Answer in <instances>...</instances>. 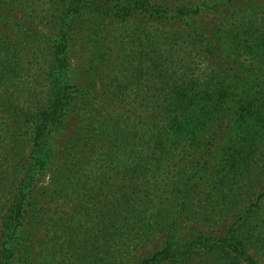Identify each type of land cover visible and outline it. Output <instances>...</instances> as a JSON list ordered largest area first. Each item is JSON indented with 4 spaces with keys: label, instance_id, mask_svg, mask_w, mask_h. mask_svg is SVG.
<instances>
[{
    "label": "trees",
    "instance_id": "obj_1",
    "mask_svg": "<svg viewBox=\"0 0 264 264\" xmlns=\"http://www.w3.org/2000/svg\"><path fill=\"white\" fill-rule=\"evenodd\" d=\"M181 1L42 0L40 11L33 0H0V26L24 14L55 30L42 36L27 25L19 48L0 32V86L26 63L38 82L16 96L20 113L0 116V155L16 161L21 131L36 171L27 183L34 184L54 161L55 139L68 132L72 107L86 124L76 157L89 153L55 176L45 199L22 186L9 203L0 197V264H11L13 240L27 237L26 226L43 221L48 231L37 264L191 263L193 236L136 263L130 257L147 248L167 210L196 227L213 223L208 197L217 181L253 172L251 158L264 156V0L232 12L233 4L253 0ZM132 12L145 14L139 31L114 27ZM84 34L97 35L99 49L113 43L117 53L118 63L102 69L101 94L93 86L81 96L71 53ZM197 201L204 215L194 212ZM261 238L245 242L234 233L213 244L228 256L210 254L204 264H264Z\"/></svg>",
    "mask_w": 264,
    "mask_h": 264
},
{
    "label": "rangeland",
    "instance_id": "obj_2",
    "mask_svg": "<svg viewBox=\"0 0 264 264\" xmlns=\"http://www.w3.org/2000/svg\"><path fill=\"white\" fill-rule=\"evenodd\" d=\"M35 1L38 9L42 10V0ZM156 3L162 0H154ZM196 0L181 1L180 4H193ZM215 1V0H211ZM263 0L247 1L248 3H235L230 8V11L238 9L240 6L255 5L261 3ZM24 14L16 16V20H11V26H0V32L4 34V39L8 43H12V47L19 48L22 39L19 38L20 34L25 32L27 25L37 27L38 31L42 36H51L55 34V30L51 27L50 23L46 25L40 22L41 20L30 18H23ZM143 17L145 14H136L132 12V15L124 18H118L114 21V27L125 25L128 31H139L143 27ZM51 20V19H50ZM50 25V26H48ZM15 26H24L22 32H16ZM46 26H48L46 28ZM51 27V28H50ZM44 38V37H43ZM99 38L97 35L84 34L82 37L76 39V43L71 53L75 68V74L82 79V86L80 91L87 94L93 86L95 91L101 94L100 86V75L104 64H117V53L113 48V43L107 42L103 44V49H99L98 42ZM224 40L220 41V45L223 47L222 50L227 53L228 48L224 45ZM97 55V57H96ZM225 55V54H224ZM227 55V54H226ZM16 73L13 76L7 78V85L0 86V98L4 97L9 100L0 104V116L4 117L8 113L14 114L15 112H21L19 103L14 102L16 96L21 93H28L29 89H32L36 85L37 80L34 79V68L30 63H26L24 67H16ZM20 87V88H18ZM14 90H17L14 93ZM69 93L78 94L75 88L71 87L68 90ZM80 95V93H79ZM69 108V107H68ZM73 116L66 120V128L68 132H64L62 136L55 139L54 144V161L51 167L39 176L37 181L27 183L30 177L36 174V171L31 167L28 162L29 159V147L30 143L28 139H24L26 136L21 137V131L16 132V137L19 138L18 146L15 149L14 159L6 161L4 156L0 155V197L6 194V198L2 201L3 203H9L10 193L15 191L20 186L28 187L38 197L45 199L46 196H50L52 193V184L55 180V176L60 172L70 169L73 165L72 160L82 159L88 156L86 150L82 152L78 158V152L82 148V144L85 143V126L86 124L80 119L76 118L74 107L70 108ZM81 141V142H80ZM255 163L253 172H246L242 175H234L227 178L225 181L218 180L213 189H211L212 196L208 197L213 199V206L216 208V216L214 222L207 224L203 223V227L194 226L190 220L183 218L173 217L167 210L165 211L155 222L156 233L152 234L147 248L142 252H136L131 257L132 263H136L137 258L153 257L156 253L171 251L178 245H185L191 236L194 237L195 243L193 244V253L191 254L192 261L189 264H204V260L208 255L218 258L228 256L223 251H216L214 248L215 244H219L218 241H224L231 239L234 233H237L238 237L243 241H247L250 238H255L260 235L264 239V156L263 152L259 151L255 156L251 158V164ZM221 179V177H220ZM194 183L199 184V179H196ZM201 187H199L200 189ZM28 207L30 206L27 202ZM200 202L197 201L195 204L194 212L197 214H203L200 207ZM73 208L72 206L67 207ZM204 215V214H203ZM203 216L199 217L202 219ZM27 225V224H26ZM191 226L193 230L191 231ZM241 228V230H239ZM28 233L25 239H14L13 249H15V255L11 257V264H28L29 261H36L40 259L46 233L48 231V225L43 222H38L36 225L26 226L25 230ZM172 236H176L175 240H171ZM204 236V237H203ZM214 244V245H213ZM198 251H201L199 253ZM232 256L233 254L230 253ZM264 263V248L258 253ZM205 258V259H203ZM173 263V262H172ZM169 262V264H172Z\"/></svg>",
    "mask_w": 264,
    "mask_h": 264
}]
</instances>
